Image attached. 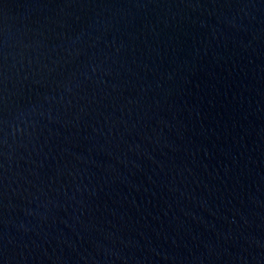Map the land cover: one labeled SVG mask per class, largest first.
Instances as JSON below:
<instances>
[{
  "label": "water",
  "instance_id": "95a60500",
  "mask_svg": "<svg viewBox=\"0 0 264 264\" xmlns=\"http://www.w3.org/2000/svg\"><path fill=\"white\" fill-rule=\"evenodd\" d=\"M0 264H264V0H0Z\"/></svg>",
  "mask_w": 264,
  "mask_h": 264
}]
</instances>
